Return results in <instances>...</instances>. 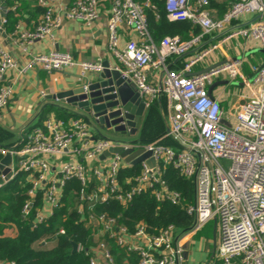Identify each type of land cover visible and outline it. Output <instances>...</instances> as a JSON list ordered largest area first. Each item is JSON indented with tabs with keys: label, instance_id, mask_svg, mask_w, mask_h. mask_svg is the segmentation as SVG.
Segmentation results:
<instances>
[{
	"label": "built area",
	"instance_id": "1",
	"mask_svg": "<svg viewBox=\"0 0 264 264\" xmlns=\"http://www.w3.org/2000/svg\"><path fill=\"white\" fill-rule=\"evenodd\" d=\"M4 1L0 0V115L13 94L14 82L27 71L39 68L56 72L75 67L84 78L102 70L101 61H79L57 50L30 53L27 48L35 41L52 40L65 20L92 27L103 0H36L41 14L35 26L22 29L17 25L11 32L6 30L9 8ZM106 1L107 49L117 62L115 68L139 92L145 108L156 101L159 69L204 37L249 14L264 12V0H227L225 12L218 18L211 16V0H163L168 21H189L199 27L200 34L189 40L165 35L155 41L146 16L148 10L157 14L155 0ZM122 33L124 42L120 40ZM232 39L254 42L264 49V20L229 33L186 56L178 67L165 70L160 91L169 130L160 139L136 142L98 137L90 120L84 117L47 115L40 125L23 128L16 144L0 146V160L10 155V165L0 168V187L24 174L28 188L21 215L31 217V226L36 227L64 204L66 186L76 182L78 186L69 192L66 204L89 227L90 241L87 245L77 244V251L84 254L88 264H186L183 240L211 222L218 234L213 256L219 264H264V65L249 82L250 96L232 120L227 119L219 100L208 93L207 87L218 78L244 79V59L231 57L206 72L190 74L194 66ZM5 42L20 47L26 59H15ZM258 67L251 66L253 73ZM11 74L15 76L11 78ZM40 95L45 97L42 91ZM120 124L124 130L115 132L131 135L125 121ZM165 139L173 143L166 145ZM111 148L130 151L125 157L138 149L141 152L135 157L150 154L136 164L126 162L120 152L101 159ZM149 159H153V165ZM166 165L192 185V202L183 208L191 218L187 230L174 225L151 230L143 221L130 229L119 222V215L99 210L111 202L126 205L146 191L157 202L181 204V194L170 189L163 178ZM133 166H138L137 173L121 180L120 173ZM6 168L8 177L3 173ZM56 234H64V229ZM39 243L47 245L52 241L42 238ZM3 263L15 264L0 260Z\"/></svg>",
	"mask_w": 264,
	"mask_h": 264
},
{
	"label": "trees",
	"instance_id": "2",
	"mask_svg": "<svg viewBox=\"0 0 264 264\" xmlns=\"http://www.w3.org/2000/svg\"><path fill=\"white\" fill-rule=\"evenodd\" d=\"M22 1H4L5 6L9 8L6 12V30L8 32L13 30L17 20L13 18V14L20 9V5L22 7ZM18 2L20 5H17ZM155 2L158 7L157 14L151 10H148L146 14L148 28L155 41L165 35L189 40L200 34L199 27L189 21H168L164 12V1L155 0ZM210 6L216 7L219 13H223L227 8V0H211ZM256 64L257 60L249 57L247 61H243L241 69L245 75L251 76L253 74L251 66H257ZM158 105L164 109L163 98H161L160 104L154 101L150 105L149 120L147 127L142 132V141H156L164 133ZM49 109L52 108L45 107L46 112ZM55 112L56 117L67 118L70 116L61 110ZM44 117L41 116L39 120ZM163 143L171 145L173 142L165 139ZM137 171L138 166L123 170L120 173L121 180L136 174ZM163 178L170 189L181 194V204L173 205L166 201L157 202L150 192L146 191L135 195L126 205L111 202L109 205L100 206L99 210H105L112 216L119 215V222L130 229L138 221L145 222L151 230L162 229L168 225L186 229L191 218L184 213L183 208L192 202L191 182L170 165L163 167ZM77 186L76 182H70L65 188L64 204L55 210L51 218L36 227L31 226V217L21 215V208L26 199L28 188V184L24 181V174H18L13 180L0 187V260L15 264H88L81 251L71 253V242L87 245L90 241L87 240L90 235L89 227L80 219L79 214L74 209H69L66 204L69 192L76 189ZM60 228L64 229V234H56ZM42 238L50 239L52 244L47 246L39 243ZM114 251L118 252L115 248ZM117 259L120 260L119 257ZM209 264H219V261L212 256L209 259Z\"/></svg>",
	"mask_w": 264,
	"mask_h": 264
},
{
	"label": "crops",
	"instance_id": "3",
	"mask_svg": "<svg viewBox=\"0 0 264 264\" xmlns=\"http://www.w3.org/2000/svg\"><path fill=\"white\" fill-rule=\"evenodd\" d=\"M17 5H20V2H18ZM99 8V18L95 21L92 27L86 28L80 21L77 20H65L54 32L52 40L35 41L28 46L27 51L30 53H46L51 50H57L59 52L68 53L74 59L79 61H101L102 63L112 62L117 65L116 60L108 51L106 44V22L109 17L108 2L103 0L102 5ZM40 14L41 9L37 7L36 0H23L22 7L20 5V9L13 14V18L17 19L13 29L17 25L22 29H32L35 26ZM222 14L223 13H219L216 7H211L212 17L218 18ZM122 34L123 36H121L120 40L124 42V33ZM227 43L228 42L222 43L215 51L214 55L204 62L194 66L192 72L201 71L210 66L212 63L229 59L231 57H238L239 53H234V47H231L230 43ZM232 43L233 45L236 44L239 48H242L241 51L244 49L242 53L248 51L251 54L252 51L259 48L256 43L249 41L247 43L245 42L240 44L238 40H233ZM5 44L10 49L12 56L15 59L21 62L26 59L27 54L23 52L20 47L11 46L8 42H5ZM255 52L257 55L251 57L254 60H257L256 65L259 66L263 61V55L258 51ZM183 60L184 58L177 61L174 59L171 60L169 64H172L171 67L175 68L178 67ZM89 74L94 75V72ZM242 74L244 79L238 78L237 80L232 81L227 80L228 82L226 84L216 83L213 85L215 82L226 80L224 78H218L213 80V82L207 87L209 88L213 85L210 95L219 100L220 106L226 113L228 120L233 119V116L239 110L241 104L246 102L250 96L248 80L253 74L251 76H247L243 71ZM77 75L79 76V70L75 67H67L56 72H47L43 69L35 68L27 71L24 76L17 78L13 84V94L8 102V105L3 111H1L0 146L9 147L16 144L23 128L27 126L31 127L40 125L42 120L47 115H55L56 110L64 111L66 114H72L61 107L56 106L58 103L60 105V102L56 101V99H48V96L56 94L59 88L65 87L69 82L74 81ZM14 76L15 74L10 75L11 78ZM41 91L45 93L44 98L40 95ZM48 106L52 109H49L46 112L45 107ZM41 116L45 117L42 120H39ZM162 123L164 128L163 120ZM211 223V239L204 240L201 244L193 241V237L191 236L186 237L183 240L186 249V264H209V259H211L215 253L218 241L216 226L214 222ZM11 234L13 233L11 232ZM50 244L52 243L47 245L49 246ZM196 245H198L197 250L202 253L200 255L201 257L194 259L195 255H197V251H195ZM204 245L206 246L205 249H203Z\"/></svg>",
	"mask_w": 264,
	"mask_h": 264
},
{
	"label": "water",
	"instance_id": "4",
	"mask_svg": "<svg viewBox=\"0 0 264 264\" xmlns=\"http://www.w3.org/2000/svg\"><path fill=\"white\" fill-rule=\"evenodd\" d=\"M260 20H264V12L249 14L238 23L229 25L224 29L216 31L213 34L207 36L203 40H200L191 50L176 57L175 61L179 59L181 60L186 56L196 54L205 46L216 43L223 37L227 36L229 33L250 26ZM255 51H258L263 55V61L259 65L257 70L253 73L248 82H251L256 77L258 71L264 65V49L258 48L255 49ZM226 61L227 59L216 62L201 71L192 72L190 74L194 75L206 72L216 66L223 64ZM171 65L172 64H167L165 68H161L158 71L155 82V86L158 89V94L156 97V101L158 102V104H160L162 98L160 91L162 79L165 70L171 68ZM102 66V70L94 73V75L89 74L84 78L77 75L74 81L69 82L65 87L59 88L56 94L48 96V99H56V101L60 102V105L58 103L56 106L65 109L73 115L84 117L90 120L98 137H105L101 132L104 130L109 131L111 130V128L114 131L122 132L125 128L122 124H120L122 121H125L126 125L130 127V134L134 135L139 129L142 122L145 120V103L142 100L139 92L131 86L130 81L122 77L120 71L115 68L114 63L103 62ZM227 82V80H221L215 82L213 85H215L216 83L226 84ZM213 85L208 88L209 94ZM160 112L162 120L164 122V131H168V121L161 107ZM117 152H120L121 156L125 157V155H127V153H129L130 151H121L120 148H111L105 151L100 156V158L103 159L110 153ZM140 152L141 149L132 152L125 157V161H130L132 164H136L141 159L147 157L150 154L148 152L135 157ZM148 162L151 165H153L154 163L153 159H149ZM3 165H10V155H6L1 158L0 168L3 167ZM3 173L8 177V168L3 170ZM184 230H187V228ZM76 251L77 243L71 242V253H75Z\"/></svg>",
	"mask_w": 264,
	"mask_h": 264
},
{
	"label": "rangeland",
	"instance_id": "5",
	"mask_svg": "<svg viewBox=\"0 0 264 264\" xmlns=\"http://www.w3.org/2000/svg\"><path fill=\"white\" fill-rule=\"evenodd\" d=\"M233 40L232 41H227L228 43H230V46L234 47V50L236 52H238V58L241 59L243 58L244 60H248L249 57L251 56H255L257 55L255 51H252V53L250 54V52L246 51V52H243L244 49L241 51L242 48H239L236 44L233 45ZM240 44H243L244 42L241 41L240 39L238 40ZM227 43V44H228ZM259 56V55H258ZM248 63V62H246ZM159 106V105H158ZM160 107L159 106V112H160ZM150 108V107H149ZM162 108V107H161ZM163 112L165 113V105H164V109L162 108ZM56 113V112H55ZM160 115H161V112H160ZM145 120L142 122V124L140 125L139 129L137 130V132L134 134V135H123V134H120L119 132H115V131H111V130H104L102 131L101 133L103 134V136L105 137H111V138H114V139H118V140H123V141H136V142H140L141 141V138L143 136V130L147 127V123H148V120H149V109H146L145 110ZM221 163L223 165H227V162L226 161H221ZM212 223H208L198 234H196L195 236H193V241H195L196 243L198 244H201L204 240H208V239H211L212 238V234L210 233L211 232V228H212ZM197 246L195 247V251H197V255H195L194 259L197 257H201V253L202 252H199L197 250ZM206 246L204 245L203 249H205ZM192 258H193V255H192Z\"/></svg>",
	"mask_w": 264,
	"mask_h": 264
}]
</instances>
